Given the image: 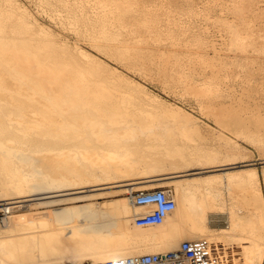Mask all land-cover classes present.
<instances>
[{"label":"bare ground","instance_id":"obj_1","mask_svg":"<svg viewBox=\"0 0 264 264\" xmlns=\"http://www.w3.org/2000/svg\"><path fill=\"white\" fill-rule=\"evenodd\" d=\"M8 1L10 5L7 6L0 2V31L9 34L6 38L0 37V209L7 214L22 206L30 209L34 203L94 199L106 193L113 195L124 189L164 182L173 185L171 190L176 204L158 224V229L137 227L132 222L134 228H143L142 238H134L133 242H130V218L143 208L131 213L130 206L141 207L132 206L129 198L124 196L103 203L88 201L83 205L75 203L45 211L30 210L28 216L11 213L0 222V264H80L85 260L166 251L176 248L182 239L204 236L213 243L215 239V242L230 240L240 244L241 240L248 239V244H241L244 246L241 248L243 264H260L264 259L263 207L251 205L252 209L248 207L246 213L233 208L230 230L222 227L221 232L213 233L207 223V210L223 204L220 185L225 181L229 184L246 181L260 197L255 168L237 167L224 170L225 173L222 171L223 175L206 172V169L220 166L226 160L229 161L227 164L245 161L241 158L244 155L230 151L223 159L218 147L207 145L197 133L185 127L165 133L149 129L153 124L145 119L152 115L149 104L155 98L147 103L129 92L131 81L78 45L70 47L53 37H41V29L29 24L11 6L12 0ZM258 1L232 0L224 6L238 15V19L219 20L229 34L231 44L242 52L232 58L231 65L243 68L249 75L252 63H258L261 54L264 55V35L262 42H258L251 39L250 32L255 21L251 15L261 11ZM61 2L71 31L92 41L95 48L133 65L139 71L153 72L166 83L177 78L187 85L192 84L191 76L197 71L193 64L188 71H185L181 59L168 65L170 56L164 59L162 55H156L150 42L137 36L144 29L158 39L162 38L164 33L157 28L155 18L160 11L169 16L171 9H141L134 0H93L92 13L86 14L78 2H75L76 6L71 4V0ZM250 49L256 53L249 55ZM163 63L174 71L170 72L172 79L161 73ZM217 65L218 68L204 80L203 85L191 86L193 93L203 99L206 107L202 108H207L206 111L215 108L214 99L225 92L223 78L236 74L223 62ZM243 81L246 83L247 80ZM258 90L264 93V85L261 89L250 85L246 92ZM175 110L180 111L176 107ZM141 118L144 121H140ZM235 134L264 149V134L241 130ZM224 140L231 143V138ZM47 155L55 159L66 156L70 160L65 165L54 163L46 166L54 170L53 174L58 173L49 182L58 185L65 179H77L78 185L74 189L77 188L79 193L95 188L88 186L97 185L113 190L68 197L58 196L64 193L51 194L27 203L37 195L33 193L32 182L37 179L40 158ZM238 158L242 160H236ZM168 167L172 171H167ZM192 169L200 170L189 175ZM52 196L58 198L41 199ZM114 223L119 226L117 238L105 237L102 232ZM136 231L138 234L140 230ZM224 260L228 264V259Z\"/></svg>","mask_w":264,"mask_h":264},{"label":"rangeland","instance_id":"obj_2","mask_svg":"<svg viewBox=\"0 0 264 264\" xmlns=\"http://www.w3.org/2000/svg\"><path fill=\"white\" fill-rule=\"evenodd\" d=\"M40 1L41 0H12L11 6L14 7V9L20 15L22 14L23 17L26 19V21L27 22L29 21L28 22L29 24L31 23L37 25L41 29V30L39 29L41 32L40 33L41 37L43 38L53 37L56 39L57 42L59 43L66 42L67 45H69L70 47H72V45L73 46L78 45L79 47H81L82 50L93 55L95 58L99 59L104 64L109 66V68H114L127 80L131 81L132 88L130 89L129 87L128 89L129 92L134 93L135 95H137V97L142 99L144 102L146 101L147 103H149L152 100V98H155V101L153 102L151 101L152 103L149 104L150 109L152 108L151 109L152 115H150L148 118L145 119V121H148L150 125L153 124L152 126L153 128H149V129H159L162 133H165V132H169L172 129L185 127V129H187L188 131H194L195 133H197L199 138H201L202 141L205 140L207 145H215L216 147H218L222 151L221 157L223 156L222 157L223 159L227 158L226 154L230 153V151L234 153L237 152L239 155L241 154L244 155V157L241 158L244 159L245 161H239L236 163L227 164L229 161L226 160L223 162V164L224 163L226 164L224 165L222 164L217 167L216 166L211 167L212 169L208 168L206 169L207 170L206 172H213L215 175H223V173H221L222 171L235 169L237 167L250 166L255 168L257 172V181H258L257 186L260 191V197L257 193L251 190V187L246 181L243 182L237 181L236 183H230V184L227 181L221 183L220 193L222 192L221 199L223 201V204L221 206H218L216 209L210 208L207 210V219H208L207 223L211 232L213 233L221 232V228L226 227L227 225L229 226L227 227L226 230L231 229V212L233 208L235 211H239V213L241 212L246 213L247 208L249 207V209H252V206L258 208L263 207L264 209V149L259 146H256L255 143H252L245 138L236 136L235 134V132L238 130L239 131L241 130L245 133L248 132L253 134L256 133L262 135L264 134V93L260 90H258L257 92L251 91V93L246 92L249 89L250 85L255 86L256 89H261V87H263L264 85L263 83L264 55L261 54L262 57L260 55L261 61L258 60V63L257 61L252 63L253 67H251L252 72L250 73V75L246 73L243 70V68L239 66H238L239 68L237 66H235L236 68H234L233 65H231L232 58L241 55L242 52L238 51L237 48L231 44L230 36L227 33V31L222 27L219 20L222 18L238 19L239 17L238 15L231 12L230 9L224 6V4L231 3L232 0H134L141 9L149 10V9H157V8L158 9L169 8L172 10L169 16H167L162 11H160L156 15L155 22L157 23V28L161 29V31H163L164 33L162 35V38L158 39L157 36L145 32L144 29L140 31V33H138L137 36L139 38L147 39V41L150 42L154 52H156V55H162L164 59L170 56L168 65L172 64L176 59H181L183 61L182 64L185 68V71L190 70L191 69L190 66L194 65L197 71L196 73H193L191 76L193 81L192 84H188V85L179 81L177 78L173 79L172 81L169 80L166 83V81H163L162 78H159V76L154 75L153 72H148V71H147L148 73L142 72L136 69V67H134L133 65H130L129 63L116 60L115 58L105 53L104 51L95 48L92 44V41H90L89 39L80 36L78 33H75L73 30L71 31V28L67 23L68 15L65 10V7L63 6V3L61 2L62 0H49V2L48 1L44 2L45 0H42L41 2ZM79 1L80 0H71V4L73 6H76V3L78 2V4L81 5L82 10L86 12V14L92 13L91 9L93 6V0H87V1L85 0L84 2H79ZM0 2L2 5L5 6L10 5V2L8 0L5 1L0 0ZM257 4L256 5L260 7L261 11L256 13L255 15L254 14L251 15L253 16V19L255 18L254 19L255 21L251 27L250 32L252 35L251 39L256 41L259 40L258 42H262L263 40L262 36L264 35V0L262 1L259 0ZM19 5L20 7H18ZM63 15L67 19L63 18L64 17ZM26 16L28 17L26 18ZM59 18L60 19L62 18L61 19L62 21ZM157 28L155 27V29ZM1 32L2 30L0 31V37L6 38L7 35H9L8 33L5 34L4 32L3 34V32L2 33ZM258 32L260 33L258 34ZM49 33L50 36H47ZM259 37L260 39H258ZM255 53H256L255 51L253 52V50L250 49L248 54L254 55ZM191 59L192 62H190ZM204 59H206L207 62L204 63L203 62ZM221 62L226 64L228 70L232 69L236 74L234 77L232 76V77L223 78L222 87L223 89L225 88L224 89L225 92L219 97L214 99V101L216 102L214 103L215 105H213L215 108L212 109L214 110V112L212 113L211 109L206 111L207 108L205 109L202 108L206 104L202 103L203 101L202 98L196 96L193 93V89L191 86L203 85L204 80L209 79L212 75V72L218 68L217 63H221ZM166 64L167 63H163L162 65L163 67L160 69V71L162 74L165 73L169 79H172L170 78L171 77L170 72H174V71L171 68L168 69V65L166 66ZM261 67L262 70L260 69ZM243 80H247L246 83ZM248 82L249 84H247ZM176 84L178 87L176 86ZM224 84L225 86H223ZM162 100H164L163 101L164 103L162 102ZM238 100H240V102ZM165 104H167V106ZM203 104L205 105L203 106ZM175 107L179 108L180 111L175 110ZM226 113L228 115H224ZM216 114L219 115V118L218 115ZM192 115L193 117L191 118ZM139 120L144 121L143 118ZM237 120L238 122H236ZM228 123H230V125ZM232 123H234L236 126L239 127L235 128L236 126L233 125ZM234 128L236 130H234ZM224 138H231L232 144L227 143L224 140ZM221 141H223V143ZM57 158L59 159L57 160ZM241 158H238L236 160H242ZM69 161H70L69 158L66 156H59L56 157V159L49 155H47L46 157L42 156L38 162V164L40 163V166L37 167V172H36L37 179L32 182L33 193L37 195H34L33 198L35 199H30L27 203H33L35 202V200H39L37 198L51 194L54 195V194L64 193L66 196L65 195H58V196L68 197L70 195L74 196L75 194L76 195L90 194L92 193V191L93 193L94 192L99 193V191L106 192L107 190L109 191V189L113 190V188L111 187L100 188L98 187L99 185H97V186H88L87 188L90 187H95V188L84 189L83 191H80L81 193H79L76 191L77 188L74 189V186L78 185L76 184L79 181L77 179H65L64 181H62V183H59L58 185L54 184L53 182H49L50 179L54 177V175L57 174L56 176H58V173L53 174L54 170L51 168H46V166L49 167L54 163L65 165L68 164ZM168 168L169 169L167 171H172L170 167ZM177 169L179 170L180 167H178ZM198 170L200 169H192L188 173L189 175H195L196 174L195 172ZM144 175H148V173H144ZM153 186H163L171 189L173 188V185L164 182L154 185L139 186L131 189L136 190V189L149 188ZM61 189L63 190L61 191ZM131 189H124L120 193H116L113 195L108 193L104 195L103 194L98 195L94 199L85 198L74 201L63 200V201L51 202V203L50 202L36 203V204L34 203V207L31 206L30 209L28 207L22 206L15 210H11L7 214L4 213L5 211L3 212V210L0 209V213L3 212L5 216H9L11 215V213L22 216L23 215L28 216V214H30L31 211H35V210L45 211L46 209L50 210L51 208H58L75 203H76L75 205H83L91 201L103 203L105 202V200L107 202L110 199H115L122 196L128 197ZM58 196L43 197L41 199L42 200L53 199V198H58ZM131 219L133 221V216H131L130 218L131 228L136 230L143 229V228H134L132 226ZM159 226L160 225H154L150 227L158 229ZM102 233L105 235V237L113 238V239L117 238L114 224H112L110 227L105 229ZM203 238H207L209 240V238L206 236H204ZM242 241L243 240L240 241V244L239 242L237 244L230 240L228 241L223 240L220 242L216 241L217 242L216 243L214 239V243L216 244L214 243L213 244L216 245V251L219 254V258H220L219 263L226 264V261L224 259L227 258L229 261V257H230V261L229 262L227 261L228 264H233V263L236 264L237 262L238 264L239 263L243 264L244 255L241 254L243 253L241 248L242 247L244 248L245 244H248L250 240L244 239V241L243 242ZM178 244H176V246ZM241 244H243L244 246ZM230 248H232V251L230 250ZM227 254H230V256ZM263 254H264V250H263ZM232 255L233 257L234 256L235 257L232 258ZM232 261L233 263H231ZM260 264H264V259Z\"/></svg>","mask_w":264,"mask_h":264},{"label":"built area","instance_id":"obj_3","mask_svg":"<svg viewBox=\"0 0 264 264\" xmlns=\"http://www.w3.org/2000/svg\"><path fill=\"white\" fill-rule=\"evenodd\" d=\"M129 201L142 211L133 216L137 227H148L160 224L175 208V199L171 188L153 186L130 190ZM5 214L0 213V222ZM219 254L216 245L207 238L183 239L178 246L161 252L141 253L114 259L85 260L80 264H218ZM70 264V263H68Z\"/></svg>","mask_w":264,"mask_h":264},{"label":"crops","instance_id":"obj_4","mask_svg":"<svg viewBox=\"0 0 264 264\" xmlns=\"http://www.w3.org/2000/svg\"><path fill=\"white\" fill-rule=\"evenodd\" d=\"M253 168V167H252ZM226 171H224L223 173H225ZM183 176V175H182ZM181 176V177H182ZM139 209H142V207L141 208H132L131 206H130V211H131V213H133L135 210L137 211V210H139ZM114 225H115V229L116 230H119V226H118V224L117 223H114ZM229 225H227L225 228H227ZM135 232H137L136 231V229H133V228H131L130 227V242H133V239L134 238H138V239H140V238H142V235L140 234L141 233V229H140V231H138V234H136ZM121 237H124L123 235L121 236ZM183 240V239H182ZM142 242H144V241H142Z\"/></svg>","mask_w":264,"mask_h":264}]
</instances>
